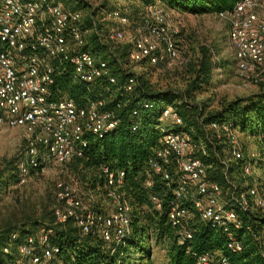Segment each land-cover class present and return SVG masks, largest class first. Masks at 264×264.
<instances>
[{
  "label": "built area",
  "instance_id": "1",
  "mask_svg": "<svg viewBox=\"0 0 264 264\" xmlns=\"http://www.w3.org/2000/svg\"><path fill=\"white\" fill-rule=\"evenodd\" d=\"M216 17L230 24L229 40L236 57L237 76L264 89V0H241L233 9ZM102 20L113 23L106 32L109 41L131 45V62L162 63L168 68L183 64L177 39L180 31L169 28V12L161 4L146 7L143 19L135 28L119 8L105 11ZM98 24V19L86 24L81 12L68 11L57 0H0V123L20 127L27 134L25 158L17 169L19 185L28 182L33 170L45 172L53 163L63 165L83 157L90 144L88 136L103 138L119 124L113 112L104 110L105 101L101 99L78 105L66 96H54L55 75L66 66L71 68L75 82L116 83L106 60L80 50L88 43L89 36L99 31ZM135 84L136 78L130 77L126 91H132ZM144 107L150 109L153 105L146 103ZM159 119L161 146L149 158L148 165L162 176L167 186L176 180L175 200L168 217L178 229L180 241L193 237L192 213L179 202L188 200L203 220L228 234L230 249L240 251L242 244L232 233L233 228L241 226L236 208L247 211L256 205L264 211V181H257L246 192L232 193L227 198L221 185L209 179L208 166L197 155L198 152L208 155L205 145H197L186 132L175 128L183 124L177 110L168 106ZM211 128L218 140L228 139L232 157L245 159L240 139L243 135L238 128L219 122H213ZM247 156L250 160L245 164V173L251 175L260 154L250 147ZM104 172L111 188L107 212L92 210L73 183L61 181L57 183L54 215L61 224L73 220L82 235L98 234L107 243L125 245L131 234L133 212L121 191L126 172H115L109 167ZM146 185L151 186L152 181L148 180ZM151 201L155 209L162 208L159 197L153 195ZM154 241L152 236V245ZM18 250L15 264H48L59 252L44 230L29 236ZM5 252L9 253L10 248L6 247ZM195 259V264H232L227 257L211 252L195 254Z\"/></svg>",
  "mask_w": 264,
  "mask_h": 264
},
{
  "label": "trees",
  "instance_id": "2",
  "mask_svg": "<svg viewBox=\"0 0 264 264\" xmlns=\"http://www.w3.org/2000/svg\"><path fill=\"white\" fill-rule=\"evenodd\" d=\"M57 1L68 11L81 12L86 24H91L93 19L99 20V31L92 33L88 43L80 50L106 60L116 83L111 84L107 80L94 84L75 82L71 68L66 66L55 75L54 96H66L78 105L101 99L105 101L104 110L113 112L119 121L117 128L103 138L88 136L90 144L85 155L63 165L69 176L73 177L72 180L79 183L88 196L96 198L95 203L89 205L90 208L104 213L110 207L108 194L111 190L107 186L104 168L126 172L121 191L133 207L131 234L125 245L107 243L98 234L82 235L73 220L63 224L56 221V200L52 209L48 210L45 206L38 218L25 219L0 230V264H15L19 246L29 236L42 230L49 233L50 242L59 249L48 264H153L152 236L155 237L156 246L166 252L167 264H195V254L205 252L225 256L232 264H264V211L260 207L252 205L247 211L236 208L241 226L233 228L232 233L241 242L242 249L234 252L228 247L230 238L226 232L203 220L191 201H179L192 213L190 229L193 232L191 239L181 242L178 229L168 217L171 203L175 200L173 188L176 180L174 178L171 186H167L162 176L153 172L148 165L149 158L161 146L162 123L159 118L163 109L171 106L183 121L175 128L186 132L197 145H205L208 155L200 152L197 155L208 166L209 179L221 185L227 198H231L232 193L239 195L246 192L257 181H264L262 155L256 162L255 173L248 175L244 168L247 160H250L247 156L250 147L255 145L264 152L263 86H258L261 92L255 99L232 100L215 111L208 110V100L198 101V98L209 90L217 68L210 48L201 47L192 60L173 68L162 63H133L130 60L131 45L111 42L106 36L113 23L103 21V15L105 11L115 8H109L108 4L100 8L95 0ZM240 1L128 0L119 9L131 19L134 27L143 19L146 7L155 3L176 14L216 16L233 9ZM179 67L184 69L175 73L174 77L179 80L177 83L168 81L160 86L159 80L152 81L158 72L165 74V71ZM130 77L136 78V84L132 91H126ZM146 103H151L153 108H145ZM213 122L231 123L239 129L245 137L242 140L245 159L237 160L230 155L228 139H217V133L211 128ZM16 170V166L0 169V194L18 183ZM38 173V170H33L30 177ZM148 180L152 181L151 186L146 185ZM153 195L162 200L160 210L155 209L151 201ZM6 247L10 248L9 253L5 252Z\"/></svg>",
  "mask_w": 264,
  "mask_h": 264
},
{
  "label": "rangeland",
  "instance_id": "3",
  "mask_svg": "<svg viewBox=\"0 0 264 264\" xmlns=\"http://www.w3.org/2000/svg\"><path fill=\"white\" fill-rule=\"evenodd\" d=\"M127 2L128 0H95L100 8L107 4L109 8H123ZM168 12L169 28L180 31L177 39L183 64L192 60L201 47H208L214 53L217 68L213 74L212 84L209 90L198 98V101L208 100V110L215 111L222 104L232 100L255 99L260 94V87L245 83L237 76L235 54L229 40L230 24L227 21L215 15L188 16ZM183 69L179 67L168 70L164 72L165 74L158 72L152 81L159 80L160 86L166 85L168 81L172 84L177 83L179 80H176L174 75ZM164 75L169 78L166 80ZM26 137L24 129L11 128L0 123V169L8 166H16L18 169L19 163L25 158ZM240 139L243 142L244 137L240 136ZM252 148L264 159V152L255 145ZM70 176L64 165L53 163L45 172L30 177L25 185L16 182L4 190L0 194V230L25 219L38 218L45 206L51 210L56 201L57 183L61 181L73 183L74 189L82 196L84 203L93 205L96 198L88 196L83 187ZM152 247L153 264H167L166 252L156 246L155 241Z\"/></svg>",
  "mask_w": 264,
  "mask_h": 264
},
{
  "label": "crops",
  "instance_id": "4",
  "mask_svg": "<svg viewBox=\"0 0 264 264\" xmlns=\"http://www.w3.org/2000/svg\"><path fill=\"white\" fill-rule=\"evenodd\" d=\"M235 60H236V57H235Z\"/></svg>",
  "mask_w": 264,
  "mask_h": 264
}]
</instances>
